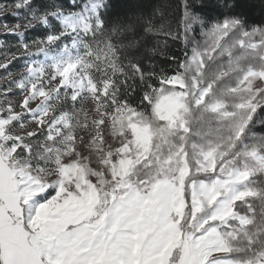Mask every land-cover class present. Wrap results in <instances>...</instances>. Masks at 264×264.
Returning a JSON list of instances; mask_svg holds the SVG:
<instances>
[{
	"label": "snow or ice",
	"instance_id": "snow-or-ice-1",
	"mask_svg": "<svg viewBox=\"0 0 264 264\" xmlns=\"http://www.w3.org/2000/svg\"><path fill=\"white\" fill-rule=\"evenodd\" d=\"M242 7L0 2V264H264V19Z\"/></svg>",
	"mask_w": 264,
	"mask_h": 264
},
{
	"label": "trees",
	"instance_id": "trees-1",
	"mask_svg": "<svg viewBox=\"0 0 264 264\" xmlns=\"http://www.w3.org/2000/svg\"><path fill=\"white\" fill-rule=\"evenodd\" d=\"M0 2H4V0H0ZM110 2L115 3L117 8L114 11H120L121 5H124L129 2H133V0H110ZM152 3L155 4H167V5H177L180 0H151ZM242 4L241 11H244L245 14L249 17L251 21L258 22L261 19H264V0H240ZM12 18L9 17V20ZM256 131H264V128L257 127Z\"/></svg>",
	"mask_w": 264,
	"mask_h": 264
}]
</instances>
